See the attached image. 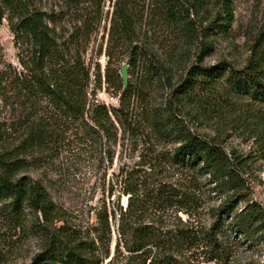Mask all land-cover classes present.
Returning a JSON list of instances; mask_svg holds the SVG:
<instances>
[{
	"label": "trees",
	"instance_id": "1",
	"mask_svg": "<svg viewBox=\"0 0 264 264\" xmlns=\"http://www.w3.org/2000/svg\"><path fill=\"white\" fill-rule=\"evenodd\" d=\"M61 1L75 10L66 40L54 25L68 12L57 17L30 10L27 0H0V22L6 15L29 45L8 84L15 98H4L10 118L0 120V264H8L20 230L38 243L27 264H233L236 248L264 233V209L248 198L245 158L184 120L203 121L210 108L264 157V27L252 24L240 68L203 65L230 33L232 0H215L214 13L206 0H111L99 49L106 90L117 98L108 106L96 98L100 69L92 72L82 56L99 29L102 0ZM191 56L174 83V65ZM124 58L126 89L118 74ZM58 143L101 172V198L88 210L93 222L19 176ZM118 144L119 166L107 179Z\"/></svg>",
	"mask_w": 264,
	"mask_h": 264
},
{
	"label": "rangeland",
	"instance_id": "2",
	"mask_svg": "<svg viewBox=\"0 0 264 264\" xmlns=\"http://www.w3.org/2000/svg\"><path fill=\"white\" fill-rule=\"evenodd\" d=\"M206 1L211 11L216 12L217 9L213 4L215 0ZM27 2L30 10L46 14L54 12L57 17L60 14L65 16V13L68 12L69 14L65 18L57 19L54 25L60 38H63V40L68 38L75 22L73 7L68 9L61 0H27ZM110 3L111 0H102L103 13L99 29L92 36L91 42L82 56L86 64L91 67L92 72L96 69V66L100 69L101 87L100 90L96 91V98L108 106H116L117 98L112 97L111 92L106 90L104 83V69L107 58L103 52L99 54L100 45H103L104 50V43L107 38V13L110 11ZM232 6L234 22L230 33L227 38L219 37L216 39L215 50L203 59V65H216L218 62L226 61L232 64L233 67L240 68L247 54L244 42H246L251 31L252 24L257 28L264 27V0H232ZM25 42L17 40L16 34L6 20V15H4L0 22V82L3 80L0 84V120L10 118L11 108L8 103L4 102V98H15L16 94L8 84L13 78V72L21 70L20 60H24L27 56L29 45L26 46ZM194 62L195 59L191 56L184 63L174 65V83H179L184 79L188 69ZM126 63L127 58L122 59L118 64V68ZM118 74L120 76L119 69ZM14 108L16 109L15 115H17L20 109L19 107ZM207 111L209 113L205 120L185 117V124L190 128V131L203 137L222 139L228 151L233 150L236 154L245 158L244 178L247 182L246 186L249 188L248 198L259 203L264 209V157L257 151L253 139L240 137L232 132L230 128H227L222 116L216 115V112H213L210 108ZM54 149L52 152L36 154L34 156L36 159L30 160L28 167L19 176H26L41 183L56 205L74 211L85 220L89 219L90 222H93L92 212H88V210L95 206L101 198L99 183L96 179L101 172L95 174L96 170L92 165V161L84 156L68 153L62 143H58ZM115 150L113 166L108 169L107 179L111 172L117 171L119 166L117 157L122 151L119 144L115 147ZM123 154L125 155V153ZM137 154L136 152L135 155ZM122 201L125 203V198H122ZM26 218L28 221L30 220V217L27 216ZM3 235L4 230L0 223V236ZM18 237L20 238L16 249L7 254L8 264H27L29 259L38 251V243L32 234L27 231L21 233L20 230L13 239ZM3 247L4 243L0 242V248ZM233 264H264V233L255 236L253 246H238L235 250V262Z\"/></svg>",
	"mask_w": 264,
	"mask_h": 264
},
{
	"label": "water",
	"instance_id": "3",
	"mask_svg": "<svg viewBox=\"0 0 264 264\" xmlns=\"http://www.w3.org/2000/svg\"><path fill=\"white\" fill-rule=\"evenodd\" d=\"M127 68H128V66L126 64H123L119 69L120 79H121V82L123 85V89H126V87L128 85V81H129Z\"/></svg>",
	"mask_w": 264,
	"mask_h": 264
}]
</instances>
